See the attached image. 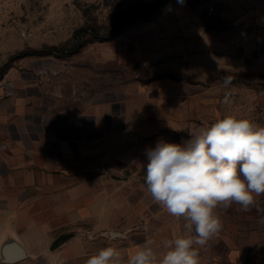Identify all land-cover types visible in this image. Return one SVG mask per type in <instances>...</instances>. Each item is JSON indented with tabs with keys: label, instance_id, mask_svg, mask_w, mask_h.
I'll list each match as a JSON object with an SVG mask.
<instances>
[{
	"label": "rangeland",
	"instance_id": "rangeland-1",
	"mask_svg": "<svg viewBox=\"0 0 264 264\" xmlns=\"http://www.w3.org/2000/svg\"><path fill=\"white\" fill-rule=\"evenodd\" d=\"M155 1L0 0V120L25 119L37 131L58 121L64 137L80 138L91 158L80 159L82 221L75 234L96 253L111 245L127 258L148 239L159 252L165 239L184 233L183 218L147 193V149L160 140L183 144L225 115L264 125V74L223 69L206 40L216 42V32L232 26L219 19L225 0H170L153 20L109 42L82 36L83 48L70 57L22 55L70 46L81 28L103 33ZM238 208L216 210L223 227L198 246L201 262L249 264L260 256L250 234L264 231V202L260 211Z\"/></svg>",
	"mask_w": 264,
	"mask_h": 264
},
{
	"label": "crops",
	"instance_id": "crops-1",
	"mask_svg": "<svg viewBox=\"0 0 264 264\" xmlns=\"http://www.w3.org/2000/svg\"><path fill=\"white\" fill-rule=\"evenodd\" d=\"M223 2L219 19L232 26L207 43L223 69L248 67L264 74V0ZM260 96L264 110V92ZM33 127L25 119L0 120V264H85L96 252L80 244L75 232L82 221L80 159L90 154L79 137H64L58 121L41 124V131ZM257 201L264 202V195ZM61 235L71 238L51 250ZM250 239L260 256L249 264H264V231L251 232Z\"/></svg>",
	"mask_w": 264,
	"mask_h": 264
},
{
	"label": "clouds",
	"instance_id": "clouds-1",
	"mask_svg": "<svg viewBox=\"0 0 264 264\" xmlns=\"http://www.w3.org/2000/svg\"><path fill=\"white\" fill-rule=\"evenodd\" d=\"M146 157L147 193L169 215L183 218L184 233L165 239L159 252L151 239L127 258L110 245L89 256L85 264H201L198 246H204L223 227L218 208L236 204L239 211H260L257 197L264 195V125L225 115L199 128L183 144L158 141L146 150Z\"/></svg>",
	"mask_w": 264,
	"mask_h": 264
},
{
	"label": "trees",
	"instance_id": "trees-1",
	"mask_svg": "<svg viewBox=\"0 0 264 264\" xmlns=\"http://www.w3.org/2000/svg\"><path fill=\"white\" fill-rule=\"evenodd\" d=\"M170 0H156L152 9L148 11H135L116 22L110 29L103 33L97 32L93 27H86L78 29L73 34V41L70 46L64 47H44L40 50H29L25 56H44L54 55L56 57L66 58L78 54L84 46L82 42V36L87 35L90 38L99 42H109L119 35L130 25L135 23L148 22L157 17L160 13V9L166 6ZM4 73V68L0 70V79ZM71 238V235H61L56 238L50 246L51 250L56 249L62 243Z\"/></svg>",
	"mask_w": 264,
	"mask_h": 264
},
{
	"label": "built area",
	"instance_id": "built-area-1",
	"mask_svg": "<svg viewBox=\"0 0 264 264\" xmlns=\"http://www.w3.org/2000/svg\"><path fill=\"white\" fill-rule=\"evenodd\" d=\"M213 13V7L207 9V15L210 16Z\"/></svg>",
	"mask_w": 264,
	"mask_h": 264
},
{
	"label": "water",
	"instance_id": "water-1",
	"mask_svg": "<svg viewBox=\"0 0 264 264\" xmlns=\"http://www.w3.org/2000/svg\"><path fill=\"white\" fill-rule=\"evenodd\" d=\"M110 236L113 237V236H115V234L111 233Z\"/></svg>",
	"mask_w": 264,
	"mask_h": 264
}]
</instances>
